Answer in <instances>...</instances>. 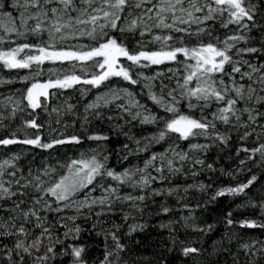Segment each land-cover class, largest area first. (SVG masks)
Here are the masks:
<instances>
[{
  "label": "snow or ice",
  "instance_id": "6c2138e0",
  "mask_svg": "<svg viewBox=\"0 0 264 264\" xmlns=\"http://www.w3.org/2000/svg\"><path fill=\"white\" fill-rule=\"evenodd\" d=\"M162 65L167 71H145ZM24 69L28 74L18 77L24 89L0 94V129L19 114L31 117H21V125L0 138V264H89L88 246L79 243L81 220L92 221L90 233L104 238L102 258L92 264H171L167 254L177 250L193 264H221L222 255L223 264H264V240L241 237L236 252L222 240L207 252L196 246L203 244L199 237L180 239L173 227L179 222L186 236L189 230L204 236L213 231V224L197 222L180 195L206 193L212 183L153 187L181 174L195 180L215 172L206 154L233 141L239 163L227 175L246 170L250 178L217 188L206 203L246 194L259 182L248 165L264 169V0H0V70ZM10 83L0 78V84ZM69 89L81 97L95 90L82 117L66 100L52 103ZM144 95L159 113L141 103ZM37 110L55 114L57 125L62 116L75 115L86 133L85 125L106 122L124 139L108 149L109 135L92 133L87 139L95 147L66 161L48 152L37 163L8 146L47 152L82 144L79 135H65L50 122L51 134L44 137ZM69 126L75 121L63 125ZM145 126L155 130L144 135ZM112 154L119 170L110 165ZM158 196H176L188 214L159 225L169 230L159 256L136 257L127 241L144 231L139 218ZM238 207L259 208L264 218V196ZM171 211L161 204L160 213ZM118 213L122 223L109 224ZM232 216L224 218L229 228ZM239 225L264 229V219Z\"/></svg>",
  "mask_w": 264,
  "mask_h": 264
},
{
  "label": "trees",
  "instance_id": "16d2710c",
  "mask_svg": "<svg viewBox=\"0 0 264 264\" xmlns=\"http://www.w3.org/2000/svg\"><path fill=\"white\" fill-rule=\"evenodd\" d=\"M162 70L167 71V69L162 65L157 68L154 66L151 70H145L148 75L153 74L154 71ZM29 70H12L11 72L7 70H0V78L4 80H12L10 84H0V94H8L9 92H15L16 89H24V85L19 82L18 77L28 74ZM46 72V70H45ZM43 79H47V72ZM79 89V86H77ZM134 90L136 93L140 92L139 86H134ZM19 95V93H17ZM95 96V90L91 93H88L86 96L81 97L79 90H67L60 97L59 101L53 100L52 103L55 105L57 103H62L63 101H67L76 106L78 114L82 117L84 114V105L92 100ZM138 98L141 100V103L148 105L154 112L159 113L160 109L156 108L155 105L152 104L150 100L147 99V96ZM31 111V110H29ZM50 111V110H49ZM186 111V109H185ZM38 112V122L44 124V128L42 129V135L44 137H48L51 132L48 127V123H51L52 128H56L58 131L64 132L65 135L76 134L79 135L82 141L81 146L74 147L72 145H64L57 146L55 150H48L45 152L44 150L38 148H32L31 146H22V145H10L8 148L13 152H25L27 151L29 158L35 156L37 163H39L42 159H46L48 157V152L52 153L53 157L57 155L62 160H67L68 158H72L74 156H78L80 151H85L89 147H95V142L89 141L87 139V135L92 133H103L109 135L111 143H108L106 147L108 149H114L120 147V143L118 141H123V137H117L112 131L109 125L106 122L101 121H93L91 125H85L87 129V133L83 131L80 127V122L75 115H65L61 117V124L57 125L55 123L56 116L52 114L51 117L42 110H37ZM7 113H5L6 115ZM21 117L24 119H29L31 117L26 114H19L16 119L11 122L9 125V121L5 120L4 124L9 125V127L0 129V138H4L11 131L15 130L18 126L21 125ZM75 121V126H69L66 130L63 125L65 123L72 125ZM153 126H145L143 134L148 135L152 131H154ZM32 132H36V130H30ZM135 132H140L139 126L134 130ZM196 142V141H194ZM203 143L204 141L201 139L199 141ZM239 145L233 141L228 147H214L207 154V162L213 163L215 172L204 171L198 177L193 180L190 175L181 174L178 177H174L171 179V184L165 182L163 184L156 183L153 185L154 188H163L167 189L169 186H177L181 187L186 184L193 183H204L205 185L212 183L213 187L207 189V192H200L195 189L190 190L188 193L181 192L180 195L184 196L185 199L183 201L184 204H187L191 209H194L193 215L197 218V222L204 226L206 224H213L215 227L213 231L204 236L203 233H192L190 230L187 236L183 230L182 222L176 223L173 227L177 230H180V239H192L194 237H199L202 239L203 244H197V247H204L207 249V252H212L214 242H223L231 248L232 252H236L238 244L240 242V238L244 239H259L264 240V229L261 228H241L239 225V221L244 219H255L257 221L264 219L260 216L259 208L253 209L251 207H238L239 205H244L250 199L254 201H259L261 196H264V169H257L251 163H249V167L252 168V172L257 175L259 182L255 184L254 187H250V189H246L245 193L240 196H223L218 197L216 201H209V197L216 191L217 188L227 187V186H235L238 183L246 182L247 178H250L251 173H248L246 170L241 172L235 176V178L227 175L228 172L234 171L238 167V161L234 159L235 149ZM187 148V144H185V149ZM156 150H160L159 146H156ZM4 151V146H0V152ZM233 157V158H230ZM243 158V157H242ZM55 163V160L52 161ZM136 161H133L135 163ZM142 163V162H141ZM110 165L116 166L119 170L120 165L117 162V157L115 154L111 155ZM124 166H127L125 163ZM220 169L224 170V174L221 173ZM127 191V190H126ZM147 207L145 208L144 214L139 218V222L144 223L146 225L143 232H137L133 234L131 240L127 241L129 243L130 248H133L134 255L136 257H144V258H153L154 256H159L162 250V246L168 243L169 230L167 228L161 229L159 225L168 224L170 220H180L181 215H187L186 210H182L181 205L177 204V197H166V196H158L154 198H150L147 202ZM161 204L168 206L172 211L168 215H164L160 213ZM199 205V207H197ZM119 207V206H117ZM228 212H232V219L235 221L234 225L230 228L226 226L225 217ZM159 213V214H158ZM108 223L111 224L113 222L120 224L122 223L121 214H117L114 217H109ZM131 222V221H130ZM81 224L82 229H84L81 233V239L79 243L86 244L88 246V261L89 264H92L93 259L96 257L102 258L103 252V236L97 237L95 233H90V229L92 226V221L87 223L78 221ZM123 231H127V228L124 227ZM140 240V245L136 246L135 241ZM229 240L231 243H229ZM207 252L205 255H207ZM169 261L171 264H193L192 260H187L185 262V258L179 254V250L174 251L170 254H167ZM226 256L222 255L220 257V262L223 264ZM215 259V257H212ZM243 257L241 256V261ZM230 264V262H229Z\"/></svg>",
  "mask_w": 264,
  "mask_h": 264
},
{
  "label": "rangeland",
  "instance_id": "374dc122",
  "mask_svg": "<svg viewBox=\"0 0 264 264\" xmlns=\"http://www.w3.org/2000/svg\"><path fill=\"white\" fill-rule=\"evenodd\" d=\"M22 76V75H21ZM4 85V84H3ZM194 142V141H193Z\"/></svg>",
  "mask_w": 264,
  "mask_h": 264
}]
</instances>
